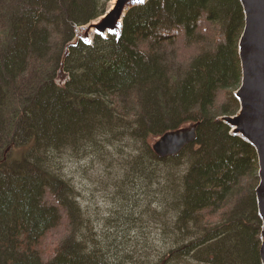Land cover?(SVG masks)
Here are the masks:
<instances>
[{"label":"trees","instance_id":"16d2710c","mask_svg":"<svg viewBox=\"0 0 264 264\" xmlns=\"http://www.w3.org/2000/svg\"><path fill=\"white\" fill-rule=\"evenodd\" d=\"M107 3L0 0V264H261L256 153L217 119L239 106V0H148L118 37L62 60ZM195 122L194 142L156 155L155 139ZM95 155L120 198L105 224L152 222L163 245L92 231L51 160Z\"/></svg>","mask_w":264,"mask_h":264},{"label":"water","instance_id":"95a60500","mask_svg":"<svg viewBox=\"0 0 264 264\" xmlns=\"http://www.w3.org/2000/svg\"><path fill=\"white\" fill-rule=\"evenodd\" d=\"M147 1L111 0L102 15L75 28V37L65 47L64 56L68 53V48L76 45L78 41L91 44L93 33L102 37L107 34L118 37L126 12ZM239 3L244 16L237 44L241 81L234 91L239 108L234 115H223L217 119L229 127L230 135L241 138L256 153L258 184L254 191L257 214L261 222L260 263L264 264V0H239ZM62 68L63 66L61 71ZM197 124L195 122L167 130L153 142V151L160 157L179 153L187 144L194 142Z\"/></svg>","mask_w":264,"mask_h":264},{"label":"rangeland","instance_id":"374dc122","mask_svg":"<svg viewBox=\"0 0 264 264\" xmlns=\"http://www.w3.org/2000/svg\"><path fill=\"white\" fill-rule=\"evenodd\" d=\"M110 2L111 0H108L107 7L110 5ZM96 35L97 34L94 33L92 34V40ZM109 35L110 34H107V36ZM107 36H101V38H107ZM66 46L67 44L65 47ZM64 53L65 48L62 54V60H64L67 55L65 54L64 56ZM60 68L55 74L56 80H61L64 75ZM239 85L240 83L237 84L234 91L239 87ZM121 152L123 154L126 153L124 149ZM112 158L115 160H123L122 154H120L119 157L118 155H114ZM98 160L99 158L97 155L93 157L87 156L81 160L72 156H62L55 159L52 158L51 160V163L54 164L60 174L62 173L69 180L68 182L73 187V191L78 194L79 204L84 207L86 218L93 229L92 231L97 232L100 238L106 236L107 233H118L119 238L122 239L119 240V243L128 249H132L135 244L137 246L135 245L134 247H137V249H140L143 246L141 251L148 249L150 245L151 248H154L156 245H163L166 242V238L164 237L165 235L161 231H157L152 222L150 224L144 223L142 226H140V223L137 222L136 226H131L132 228L130 231L124 230V232H122V230L126 228L125 224L123 226H117V228L116 225L115 228H109L107 225L108 223L105 224V220H102V218L104 219L110 215H114L115 217L116 215L114 213L119 211L118 200L120 198L117 194L114 195V191L111 189L112 186L110 183L108 185L105 184L107 183V177L106 170L103 165L104 162L100 163ZM96 176L101 177L102 183L96 179ZM114 217L111 218L114 219Z\"/></svg>","mask_w":264,"mask_h":264},{"label":"snow or ice","instance_id":"6c2138e0","mask_svg":"<svg viewBox=\"0 0 264 264\" xmlns=\"http://www.w3.org/2000/svg\"><path fill=\"white\" fill-rule=\"evenodd\" d=\"M141 2H142V0H141Z\"/></svg>","mask_w":264,"mask_h":264},{"label":"bare ground","instance_id":"6f19581e","mask_svg":"<svg viewBox=\"0 0 264 264\" xmlns=\"http://www.w3.org/2000/svg\"><path fill=\"white\" fill-rule=\"evenodd\" d=\"M225 115V114H224Z\"/></svg>","mask_w":264,"mask_h":264}]
</instances>
